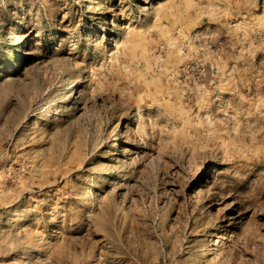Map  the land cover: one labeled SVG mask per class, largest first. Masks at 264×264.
Here are the masks:
<instances>
[{
	"label": "rangeland",
	"instance_id": "374dc122",
	"mask_svg": "<svg viewBox=\"0 0 264 264\" xmlns=\"http://www.w3.org/2000/svg\"><path fill=\"white\" fill-rule=\"evenodd\" d=\"M264 264V0H0V264Z\"/></svg>",
	"mask_w": 264,
	"mask_h": 264
},
{
	"label": "bare ground",
	"instance_id": "6f19581e",
	"mask_svg": "<svg viewBox=\"0 0 264 264\" xmlns=\"http://www.w3.org/2000/svg\"><path fill=\"white\" fill-rule=\"evenodd\" d=\"M200 263V261L198 260L197 262H196V264H199Z\"/></svg>",
	"mask_w": 264,
	"mask_h": 264
}]
</instances>
